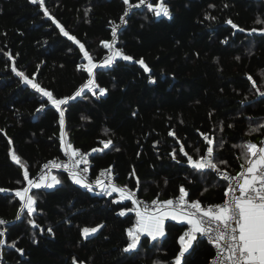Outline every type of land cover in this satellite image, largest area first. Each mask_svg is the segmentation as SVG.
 <instances>
[{"label": "trees", "instance_id": "16d2710c", "mask_svg": "<svg viewBox=\"0 0 264 264\" xmlns=\"http://www.w3.org/2000/svg\"><path fill=\"white\" fill-rule=\"evenodd\" d=\"M137 3L44 0L41 7L30 0H0V189L5 190L0 218L8 221L0 235L1 264H73V258L76 264H174L187 225L168 220L164 237L151 241L142 235L137 249L126 253L135 205L117 194L89 191L65 173L52 175L60 181L52 188L31 189L36 211L20 213L23 202L15 192L28 186L24 171L33 179L45 162L63 155L67 144L90 154L93 178L110 168L120 187L147 200L178 197L184 186L189 201L204 206L225 200L227 182L188 163V156H206L209 145L201 134L213 139L212 161L229 174L244 164L242 149L234 145L262 143L264 128L249 133L264 124V97L252 84L264 91V0H164L171 18L135 9L114 41L133 60L98 65L110 52L103 45L111 42L114 24ZM45 8L74 40L44 15ZM80 44L98 65L95 83L107 92L101 96L97 88L93 95L86 89L62 105L61 129L59 111L12 68L57 99L73 96L90 78ZM140 59L150 72L137 63ZM109 139L112 144L104 148L101 141ZM121 210L124 216L118 215ZM101 224L84 239V227ZM213 254L200 236L182 264H209Z\"/></svg>", "mask_w": 264, "mask_h": 264}, {"label": "snow or ice", "instance_id": "6c2138e0", "mask_svg": "<svg viewBox=\"0 0 264 264\" xmlns=\"http://www.w3.org/2000/svg\"><path fill=\"white\" fill-rule=\"evenodd\" d=\"M30 2L39 4L41 7L44 5V0H30ZM123 2L125 5L129 4V0H123ZM145 4L146 0H139V5ZM139 5H136V7H139ZM146 6L156 17L164 16L171 18L169 7L164 3V0H159L155 6H153L151 2H147ZM225 7H227V5H225ZM128 14L126 10L121 17V24L127 23L124 17ZM44 15L53 19L46 8L44 9ZM205 19L215 18L207 15ZM53 23H56L60 31L65 36H68L69 39H75V37L69 36L68 32H66L54 19ZM227 23L233 28H238L230 19ZM257 23H261V21L258 20ZM239 30L244 31L242 28ZM252 31L255 32L257 30L252 29ZM116 34L117 28L114 27L112 29L114 38ZM76 42L79 44V41ZM224 42L227 43L226 40ZM79 46L84 53V57L88 61L87 65H82V67L86 69L90 78L87 80L86 84L70 97L57 99L53 96L51 91H47L39 84L34 83L14 66L12 68V71L22 78L23 83L31 85L33 89L46 97L47 101L51 102L56 110L59 111L61 129H63L64 126V110L61 109V106L67 104L69 100H75L76 97L81 96L85 89H88L93 95H96V89L99 88L94 80V69H96L98 65L93 63L89 53L84 51V45L80 44ZM103 46L111 51V54L104 59L103 67L111 66L117 58L124 61L133 60V57L124 54L120 49H116L113 43L104 42ZM236 59L239 60L240 57H236ZM137 63L143 67L145 72H150L149 67L145 64L143 59H140ZM248 79L252 80V77L249 76ZM150 83H155V80L150 79ZM252 84L253 87L256 88L259 96L264 97V91L256 87V82L252 81ZM106 92L107 89L99 88V95L103 96ZM42 108L43 105H41V109ZM41 109H37V111ZM229 126L231 127V125ZM262 128H264V124H261L259 128H252L249 134L259 132ZM221 131H223L222 127ZM169 135L174 136L175 133L169 132ZM201 135L204 136V140L209 145L207 148V155L201 156L199 160H193L191 156H188V163L193 169L198 171L211 169L217 172L223 180L228 182L224 192L226 199L222 204L208 206L207 208L202 207L199 200L189 201L188 192L184 186H180L179 196L175 201L173 199L159 201L157 198V200L152 202V205H145L143 201L136 198L134 191L129 190L126 186L118 187L113 183L110 168L100 173V177H103V179L97 178L95 187L100 189L101 194L111 196L112 193L119 192L121 200H128L136 205L134 209L136 217L135 224L133 227H129L126 230L130 242L123 251L127 253L136 250L140 244L142 235H146L151 241H156L158 238L164 237L166 235L165 221L171 220L189 226L188 230L179 237L180 249L174 264H182L185 254L189 252L193 246V242L196 241L197 234L205 238L209 244L215 246L217 257L212 261V264H264V142L259 146L253 142L234 145V147H240L242 149L244 164H241L242 171L238 175L229 176L227 173H221L217 164L213 163L211 159L213 155V148L211 147L214 142L213 139H210L203 133ZM101 143L104 148H108L109 145L112 144V141L109 139L107 141H101ZM61 144L64 145L63 131L61 134ZM92 151L95 152L98 151V149H93ZM180 151L184 153V155H188L184 152L183 145H181ZM65 154L69 156V163L64 164L63 167L69 172L73 182L83 186L89 191H93V184L83 175L89 170L87 167V154H81L79 150L73 149L71 144L66 145ZM175 155V151H173V159H175ZM12 159L19 163V158L15 154L12 155ZM222 162L226 163V161ZM81 164L85 165L82 169L79 168ZM51 166L61 167V165L55 163ZM44 167L49 168V165L46 164ZM23 177L24 180L28 182V186L23 188L22 191H16L15 196L19 197L23 202L20 213H24L26 209L27 213L31 215L36 211V197L30 194L31 189L52 188L55 184L60 183V181L55 176H52L49 181L47 175H42L38 180H30L27 170L24 171ZM105 180H107V183H105ZM138 186L139 180L137 178V188ZM0 191L5 190L0 189ZM205 191H207V189H205ZM125 214L126 210H121L118 213L120 216H124ZM20 218V214H18L17 219L19 220ZM28 223L33 227H39L34 220L29 219ZM3 224H5V221L0 219V225ZM103 227V224L97 227H84L82 229V235L84 239H88L91 234L97 233L99 229ZM41 231L43 230L41 229ZM47 231L51 233L52 229L48 228ZM0 235H3V233H0ZM4 243V240H0V247H2ZM11 247L15 248V244H12ZM17 251L23 255L22 250L17 249ZM0 260H2V253H0ZM73 264H76L75 258H73Z\"/></svg>", "mask_w": 264, "mask_h": 264}, {"label": "built area", "instance_id": "2783aa9c", "mask_svg": "<svg viewBox=\"0 0 264 264\" xmlns=\"http://www.w3.org/2000/svg\"><path fill=\"white\" fill-rule=\"evenodd\" d=\"M147 2H151V3H152L151 0H146V4H147ZM146 4H145V5H139V3H137L136 5H139V7H136V5H134V6L129 5L128 8H127V11H128V13L130 14V13H132L135 9H148L147 6H146ZM129 14H128V15H129ZM128 15H127V16H128ZM127 16L124 17L125 20H126V17H127ZM124 25H125V24H121V23L114 24L113 28L116 27V28H117V33H118V31L120 30V28H122ZM116 35H117V34H116ZM115 38H116V37H115ZM115 38L113 37L110 43H113V44H114ZM110 54H111V51H110L107 55H105V56L102 58V60L98 63V65L102 66V65H103V61H104V59H105L107 56H109ZM258 146H259V145H258ZM73 149L79 150V152H80L81 154H87V160H88L87 167H88L89 170H88L87 173H84L83 175H85V176L87 177L88 181H89L90 183H92L93 186L95 187V181H96V179H97V178H102V179H103V177H100V173H101V172H104V171L107 170V169H103V170H101V171L98 173V175H97L95 178H93V177L91 176V173H90V168H91V166H92V159H91L90 154L87 153V152H85V151H83V150H81V149H79V148H73ZM69 151H70V150H69ZM65 152H66V146L64 147L63 155H62L60 158H55V159H52V160H49V161L45 162V163L42 165L40 171L37 173V175H36L33 179H31V180H38L39 177H41L42 175H47L48 178H50L54 173H57V172H61V173H65V174H68V175H69V172L63 167L64 164H68V163H69V156L66 155ZM206 155H207V153H206ZM211 159H212V157H211ZM53 163L58 164V165H61V167H52L51 165H52ZM46 164L49 165V168H45V167H44ZM84 167H85V165H83V164H81V165L79 166V168H81V169L84 168ZM241 171H242V169H241V167H240V168L237 170V172H236L235 174H229V173H227V174H228L229 176H236V175H238ZM214 172H215V171H214ZM220 172H221V173H225V172H222V171H220ZM111 173H112V172H111ZM215 173L217 174V172H215ZM217 175H218V174H217ZM69 176H70V175H69ZM218 176L221 177L220 175H218ZM112 178H113V183H114L115 185H117L118 187H120L119 184H118V181L116 180V178H115V176L113 175V173H112ZM226 182H227V181H226ZM105 183H107V180H105ZM227 183H228V182H227ZM95 188H96V187H95ZM96 189L100 190L99 188H96ZM134 192H135L136 198H137L138 200H140V201H143L145 205H152V202H153L154 200H157V198H156V199H153V200H147V199H145V198H140L139 195H138V193H137L136 191H134ZM176 198H177V197H174V198H171V199H173V200L175 201ZM225 199H226V198H225ZM159 201H163V200H160V199H159ZM223 202H224V201H222V202H220V203H217V204H213V205H204V206H202V207L207 208L208 206H215V205H218V204H222ZM0 219H3V218H0ZM3 220L5 221V224L0 225V233H3V235H1V236H4V235H5L6 225L8 224V221H7V220H5V219H3ZM209 245L212 247V249H213V251H214L213 257H212V259L210 260V263H209V264H212V261L215 260L216 257H217V250H216V248H215L214 245H212V244H209ZM0 253H1V252H0ZM0 264H1V260H0Z\"/></svg>", "mask_w": 264, "mask_h": 264}, {"label": "crops", "instance_id": "0c3cea01", "mask_svg": "<svg viewBox=\"0 0 264 264\" xmlns=\"http://www.w3.org/2000/svg\"><path fill=\"white\" fill-rule=\"evenodd\" d=\"M262 142H264V139H263V141ZM57 178V177H56ZM58 179V178H57ZM51 180V177L49 178V181ZM49 181H46V182H49ZM56 185V184H55ZM22 191V190H21ZM112 194H117V195H119V197H120V194H119V192H114V193H112ZM121 198V197H120ZM135 208H136V205H135ZM168 221V220H167ZM167 221H165V224H166V222ZM176 222V221H175ZM179 223V222H178ZM186 225V224H185ZM188 227L189 226H187V229L185 230V231H187L188 230ZM200 237V235L199 234H197V238H199ZM197 240V239H196ZM194 243H195V241L193 242V245H194ZM190 251V250H189ZM188 253V252H187Z\"/></svg>", "mask_w": 264, "mask_h": 264}, {"label": "rangeland", "instance_id": "374dc122", "mask_svg": "<svg viewBox=\"0 0 264 264\" xmlns=\"http://www.w3.org/2000/svg\"><path fill=\"white\" fill-rule=\"evenodd\" d=\"M86 90V89H85ZM55 177H56V175H54ZM52 177V176H51ZM55 186V185H54ZM96 191V188L94 187V190H93V192H95ZM97 193H100V191H97Z\"/></svg>", "mask_w": 264, "mask_h": 264}]
</instances>
